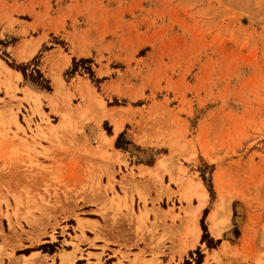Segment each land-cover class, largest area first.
I'll return each instance as SVG.
<instances>
[{
    "label": "rangeland",
    "instance_id": "obj_1",
    "mask_svg": "<svg viewBox=\"0 0 264 264\" xmlns=\"http://www.w3.org/2000/svg\"><path fill=\"white\" fill-rule=\"evenodd\" d=\"M0 63V264H103L110 240L264 264V0H0Z\"/></svg>",
    "mask_w": 264,
    "mask_h": 264
},
{
    "label": "crops",
    "instance_id": "obj_2",
    "mask_svg": "<svg viewBox=\"0 0 264 264\" xmlns=\"http://www.w3.org/2000/svg\"><path fill=\"white\" fill-rule=\"evenodd\" d=\"M118 135H112V136H106L108 139H110L109 145L111 144V148L109 150L111 157V161L113 162V164H119L117 162H115V160L118 158L119 155L122 156V154H125V152H123L120 149H115L114 148V144L116 141ZM154 164L152 165H148V164H132L130 163V168H133L134 174L138 175V173H145L149 170H153L154 169ZM116 169V168H115ZM117 170V169H116ZM122 170V169H121ZM84 225V224H83ZM176 226H178V223H176ZM79 227V225H78ZM199 230V229H196ZM110 240V239H109ZM200 240H201V232L200 230L198 231V236H194L193 235V240L192 243H190V238L187 240L186 245H188L187 251H186V256L184 255L182 257V263L185 260V257H188L190 252L193 251V248L195 249L197 246H199L200 244ZM100 244H98V248L103 247V242H99ZM172 243H170L169 241L166 242L164 244V247L161 246H151L149 244L144 245L142 243H137L134 244V242H129V241H122V242H118L115 243L113 242V240H110V244L107 245V251L106 252V256L107 258H104L102 260L103 264H107L106 262H108V264H118V263H122V264H134L136 263L134 261L133 255H139L140 252H143V259L140 261V263L142 264L143 262H150L152 260H154L155 258H153L152 253L154 251L159 252V251H163V255H159L158 257V261H160L162 264H177L178 262V256L174 253V257L171 256V248H172ZM191 246V248H190ZM175 250L176 251H182L183 247L181 245H179V243L175 242ZM85 251V250H84ZM65 253L63 255V257H61V255ZM90 253V254H94V252H86L85 254ZM96 254V253H95ZM121 254H126L128 255V260H122L121 259ZM38 258V260H37ZM52 258H54V261L52 260ZM57 258H59L60 260V264H74V259H75V252H62L61 254L52 257H49L50 261L54 264L55 260ZM86 257H83V259H85ZM46 258L42 259L40 257V255L38 253L33 254L30 258H28V260H24V262H27L28 264H32L31 262H33V264H44ZM174 259V260H173ZM20 260V259H19ZM80 260L77 256V260L76 262ZM19 264H23L22 261H19ZM92 264H94V262H91ZM139 263V262H137ZM86 264V263H84Z\"/></svg>",
    "mask_w": 264,
    "mask_h": 264
},
{
    "label": "bare ground",
    "instance_id": "obj_3",
    "mask_svg": "<svg viewBox=\"0 0 264 264\" xmlns=\"http://www.w3.org/2000/svg\"><path fill=\"white\" fill-rule=\"evenodd\" d=\"M0 66H2L3 67V69L6 71V72H8V73H10V71L11 70H8L2 63H0ZM11 74V73H10ZM13 74V76H14V73H12ZM11 74V75H12ZM16 74V73H15ZM16 77H19V78H21L20 77V75L19 74H16ZM29 93V96L28 97H30V92H28ZM34 97H35V95H33ZM37 97H38V95H37ZM40 99V98H39ZM27 100V99H26ZM38 100V98H36L35 97V102L33 103V105H34V107H35V109L40 113V114H42V112L40 111L41 109H40V102H38L37 101ZM32 101H34V100H32ZM52 113L53 114H55V115H58V110H56V108H55V106L52 104ZM64 115V114H63ZM63 119H62V121H60L59 122V124L57 125V128H62V127H65V125H66V116L65 117H62ZM99 123V122H98ZM50 128V127H49ZM53 127H51V129H49V131L50 130H55V128L56 127H54L53 129H52ZM56 128V129H57ZM122 128L120 127V126H118V125H116L115 126V129H114V132H115V134H117V133H119L120 132V130H121ZM103 137V136H102ZM103 139H104V141L102 142V144L103 143H105V144H103L104 146H109V141H107L106 142V140H107V138L105 139L104 137H103ZM102 139V140H103ZM136 142H139L140 144H143L144 146H146V145H150V143L148 142V141H145L144 139H137V141ZM110 157H112V156H110ZM125 160V158L123 157H121V155H119L118 156V158L115 160V162H117V163H124L123 161ZM162 161L160 162V164H159V166L161 167L162 165H163V158L161 159ZM156 168H159V167H156ZM164 169V168H163ZM163 169L162 170H160V171H163ZM155 170H153V171H147V172H145V173H148L149 172V174L148 175H151L150 173H152L153 175H154V172ZM157 172H158V170H157ZM193 199H197L198 201H199V204L197 205V207H196V211L197 212H199L200 210H202L203 208H204V206H205V204H206V202H207V199H208V193H207V191L203 188V186H202V184H197V185H190V190H187V191H185V192H183V194H181V198H180V201H181V203H187V205H190V203L192 202V200ZM225 201V200H224ZM221 203H222V201H220ZM225 204H226V201H225V203L224 204H221L220 205V207H218L216 210L218 211H220V209L222 208H226V207H222V205H224L225 206ZM229 207V206H228ZM227 207V208H228ZM190 208H193V207H191V205H190ZM185 209V208H184ZM221 209V210H222ZM192 210V209H191ZM229 210V209H228ZM162 211V210H161ZM184 211H187V210H184ZM195 211V210H194ZM193 211V212H194ZM225 211V210H224ZM159 212H160V210H159ZM163 212V211H162ZM161 212V213H162ZM222 212V211H221ZM226 212H227V209H226ZM164 213V212H163ZM221 215H223L222 213H220ZM225 214V213H224ZM226 215V214H225ZM228 215H230L229 213H228ZM192 216V215H191ZM196 216V215H195ZM216 216H217V213H214L213 215H211V220L213 221L212 223H213V225H214V229H213V231H214V234L216 235L215 237H217V236H219V234L221 233V231H222V229L223 228H225V227H223L222 228V225H221V227L219 226L220 224H218L217 222H218V220L217 219H219V218H217L216 219ZM225 217H227L228 218V216L226 215ZM194 218H196V217H194L193 216V218H191L192 219V221L194 222ZM221 218V220H222V217H220ZM226 218V219H227ZM224 220H225V218H223ZM221 220H219L220 221V223H221ZM82 221V222H81ZM227 221V220H226ZM84 223H86V222H84ZM82 226H83V220H79V229H83L82 228ZM213 227V226H212ZM193 228V227H192ZM222 228V229H221ZM194 229V228H193ZM192 230V229H191ZM221 230V231H220ZM45 231V230H44ZM198 231L199 230H196V229H194L191 233L194 235V236H198ZM212 231V230H211ZM42 233V232H41ZM44 234H45V232H44ZM43 234V235H44ZM227 246L224 244V246H223V251L225 250V252L226 253H228L226 250L228 249V248H226ZM226 248V249H225ZM222 251V252H223ZM221 253V252H220ZM215 255H217V253L215 254ZM211 258H214V255H213V257L211 256ZM37 260H38V258H37ZM32 264H33V262H31Z\"/></svg>",
    "mask_w": 264,
    "mask_h": 264
}]
</instances>
